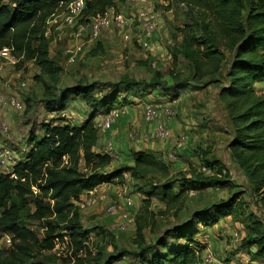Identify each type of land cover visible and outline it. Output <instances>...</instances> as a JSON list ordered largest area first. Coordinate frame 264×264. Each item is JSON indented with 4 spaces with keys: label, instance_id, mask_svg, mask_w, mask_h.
<instances>
[{
    "label": "rangeland",
    "instance_id": "rangeland-1",
    "mask_svg": "<svg viewBox=\"0 0 264 264\" xmlns=\"http://www.w3.org/2000/svg\"><path fill=\"white\" fill-rule=\"evenodd\" d=\"M149 2L158 13L159 24L148 48L144 49L141 46V28L134 20L125 30L129 35L127 41L123 40L120 28L115 25L103 31L95 40H90L88 36L83 37L80 43L84 45V51L74 64L67 63L66 55V51L75 43L70 37L72 31L64 22L66 13L63 8L56 10L43 27L46 31L48 59L54 67L60 69L55 79L42 76L33 61L22 59L15 64L6 65L0 73V95L16 96L21 103L18 112L5 111L10 115L11 124L10 128L8 127L9 135L0 138V145L10 148L13 155L21 159L27 153L31 140L42 137L43 125L60 124L61 118L72 126L81 124L87 112L80 100L69 96L63 107L58 106V109L56 107L51 109L49 102L63 91L91 85L98 98L118 94L119 99H123L121 108L134 110L130 117H137L136 121H123L125 125L122 126L124 132L121 140V119L113 128L105 132V137L113 140L116 157L111 159V165L103 171L109 172L111 169L129 165L126 154L140 151L141 148L147 152L155 151L157 156L161 157L158 160L168 166V174L172 175L170 179L180 180L183 174L187 178L198 173L204 176L214 174V170L213 173L201 169V162L186 161L188 159L181 156L185 147L176 150V144L182 136L187 142L188 133H191L193 147L198 146L200 141H205L202 137L204 131L206 134L214 132L212 138L210 135L205 137L208 138L209 145H212L213 140L214 144L225 143L227 132L224 128L229 127L223 106L218 102V87L196 84L193 88H181L190 82L193 71L191 64L195 59V53L200 51V48L221 51V45L213 37L207 19L182 0H149ZM113 8L126 18L133 19L135 10L126 1L115 0ZM245 15L246 11L243 13V16ZM227 63L225 68L228 67ZM154 85L159 86V96H164L166 99L163 97H160V100L154 99L149 92ZM176 90L179 91L180 97L176 96L177 100H172ZM148 104H164L173 111V117L168 121L169 137L163 141L154 139L153 126L147 125L143 120V109ZM170 123L174 124L171 128ZM182 126L185 127L183 131ZM100 148L101 151H105L104 140L100 142ZM173 151L175 155L174 159H171L169 155ZM219 161L223 164H221L223 168L220 176H226L230 185L235 183L238 188L224 189L213 186L195 191L190 189L192 187L185 186L182 197L169 202V206L174 207L169 212L166 211L165 193L160 188L167 181L162 175L134 180L125 173L123 181L98 186V190L103 187L106 190L108 202H97L90 207L79 208L80 223L90 238L87 248L92 255L88 262L102 263L109 255L114 256L118 251L137 252L138 245L152 243L164 230L185 218L189 212L213 204L217 205L220 201L227 200L231 194L243 191L242 195L238 196V203L236 202L239 204L234 213L236 216L223 218L217 224L209 226L220 241H226L223 242L222 249L210 251L222 264H250L252 261L247 258L248 254L242 250L240 242L243 238L252 236L255 231L264 233V188L258 189L233 163L230 164L228 155L227 158L221 156ZM252 179L254 183L256 179ZM177 186L172 187L171 190H177ZM119 195L130 197L133 205L128 208L125 201L118 197ZM181 199L183 204L180 205ZM14 200L21 205L15 197ZM110 204L117 207L114 215L106 213V206ZM30 211L29 206L21 207L20 225L33 231L37 238L42 240L44 229L39 222L28 218ZM128 218L131 219V227L127 231H119L120 223ZM138 222L144 224L141 227L142 239L136 232ZM202 227L204 226L198 225L197 229L200 230ZM1 233L0 230V235ZM234 234H238L237 239L233 237ZM195 239L197 242H203V239L209 242L208 235L197 233ZM0 250L3 254L9 251L3 246H0ZM54 250L60 254L59 257L53 251L42 250L36 255L35 261L48 264H73L72 261L66 263L71 256L68 244L64 246L60 244L59 248ZM97 251L101 255L99 258ZM220 251L221 254H218ZM235 254L238 259L231 260L230 257ZM137 263L131 256L114 262V264ZM253 263L264 264L260 260ZM199 264H202L201 259Z\"/></svg>",
    "mask_w": 264,
    "mask_h": 264
},
{
    "label": "trees",
    "instance_id": "trees-1",
    "mask_svg": "<svg viewBox=\"0 0 264 264\" xmlns=\"http://www.w3.org/2000/svg\"><path fill=\"white\" fill-rule=\"evenodd\" d=\"M72 1L0 0V49L13 47L14 53L21 56L23 61H33L42 76L55 79L60 69L48 59L43 27L56 10ZM182 1L207 19L213 37L221 45V51L200 48L191 64L193 71L190 82L181 88H193L196 84L218 87L219 101L226 110L232 128V137L227 146L232 163L258 189L264 188V95L259 94L255 87L264 82V0ZM114 5L115 0H84L79 22L85 23L86 19L103 15L114 9ZM245 11L246 15L243 16ZM226 63L227 68L224 67ZM158 88L154 85L149 92L156 100H160V97L166 99L159 96ZM93 90L91 85H87L63 91L52 98L49 102L51 109L63 107L69 96L80 100L87 112L86 117L79 126L70 125L64 118L60 119V124L43 125L42 137L31 140L27 153L13 167L14 176L0 174V230L12 235L9 251L3 254L0 250V264H48L35 261L36 255L42 250L52 251L55 242H63L64 237L68 238L71 253L66 263L91 264L88 261L92 253L87 248L90 238L80 223L79 209L75 203L82 194L100 185L123 181L125 173L134 180L162 175L167 180L160 186L165 193L167 212L174 209L169 202L179 200L185 186L195 191L213 186L238 188L235 183L231 186L226 176H220L223 167L218 161L203 162L205 171L214 170L211 176L198 173L187 178L183 174L180 180H173L170 179L172 175L168 174V166L153 154L133 152L130 156L132 165L103 171L111 165V158L98 145L95 116L121 108L123 99H119L118 94L98 98ZM176 96H179L178 90L172 100H177ZM202 154L199 152L196 156ZM79 161L81 166L78 165ZM252 178L256 179L254 183ZM176 186L177 190H171ZM32 187L36 188V195ZM242 193L235 192L217 205L189 212L152 243L138 245L137 252L118 251L102 263L97 261L93 264H114L129 256L134 257L137 264H199L204 247L195 240L197 226L209 227L223 218H234L239 205L238 196ZM14 197L21 205L16 203ZM179 202L183 204V199ZM26 206L31 209L28 218L39 222L44 229L42 240L20 225L21 207ZM142 226L144 224L140 222L136 224L140 239ZM240 245L249 253L251 260L264 263V233L255 231L252 236L243 238ZM97 252L99 258L101 255Z\"/></svg>",
    "mask_w": 264,
    "mask_h": 264
},
{
    "label": "built area",
    "instance_id": "built-area-1",
    "mask_svg": "<svg viewBox=\"0 0 264 264\" xmlns=\"http://www.w3.org/2000/svg\"><path fill=\"white\" fill-rule=\"evenodd\" d=\"M126 3L134 8L133 19L126 18L120 12L110 9L106 11L103 15H97L86 19L85 23H80L82 19V13L84 9V0H74L66 5H64L63 10L66 13L64 22L68 25L69 29L72 31L71 38L75 43L71 46L70 49L66 51L67 63L74 64L78 57L84 51V45L81 42V39L85 36H88L90 40L97 39L98 36L103 31L108 30L113 25L119 27L122 32V38L124 41L129 39V35L125 31L128 29L132 21L136 20L141 28V46L146 49L151 45L152 38L157 30L159 24V16L155 8L150 4L149 0H125ZM46 35V31L44 36ZM22 57H18L14 53L13 47H2L0 49V73L3 72L6 65L15 64ZM257 92L261 95H264V82L260 83L257 87ZM21 108V103L16 96L5 97L0 95V109L3 111H13L18 112ZM126 114L125 109L118 108L109 111L105 115H96L95 116V128L99 135L105 133L115 126L116 122L124 117ZM173 117V111L169 106L164 104H148L144 106L143 109V120L147 125L153 126V135L154 138L165 140L169 137L168 130V121ZM7 123L0 121V134L1 137H7L9 135ZM10 128V127H9ZM186 143L185 137H180L176 144V150L184 147ZM105 152L110 156V158L116 157L114 150L113 140L106 137L105 140ZM175 151H173L169 158L174 159ZM18 158L13 155L10 148L7 146L0 145V174H12L13 167L17 164ZM78 165L81 166V161L78 162ZM94 188L91 191L85 192L80 196L79 201L75 203V206L79 209H84L94 205L97 202H108L106 190L104 187L101 190ZM33 194L36 195V188L32 187ZM192 195V191L189 192ZM119 198H122L126 206L130 208L133 203L130 197H124L119 195ZM117 207L115 205H107L106 213L108 215H114L116 213ZM1 217V210H0ZM131 219H126L124 222L120 223L118 227L119 231H127L131 227ZM233 237L237 239L238 234H234ZM206 239H203V242H199L204 247V255L201 256L202 264H222L218 258L214 257L210 251V243L206 242ZM60 244L64 246L68 244V239L64 237L62 243L58 240L55 242L54 248H59ZM0 246L10 249L12 247V235L7 233H1L0 235ZM54 248L52 249L53 253L59 257L60 254L57 253ZM249 258V255H247ZM254 261L250 264H254Z\"/></svg>",
    "mask_w": 264,
    "mask_h": 264
},
{
    "label": "crops",
    "instance_id": "crops-1",
    "mask_svg": "<svg viewBox=\"0 0 264 264\" xmlns=\"http://www.w3.org/2000/svg\"><path fill=\"white\" fill-rule=\"evenodd\" d=\"M214 86L213 84H208L207 86ZM259 86V84H257V85H255V87H256V89H257V87ZM218 92H219V89L217 88V98H218ZM180 97V96H179ZM205 102H207V100H205ZM218 102L220 103V104H222L220 101H219V98H218ZM222 106H223V104H222ZM223 109H224V106H223ZM126 114H125V116L124 117H122L121 118V121H120V140L121 139H123V132H124V127H122V126H124L125 125V122H123V121H131V120H133V121H136V118L137 117H134V118H131L130 116H131V114H132V111L134 112V110H132V109H130V108H126ZM9 112V111H8ZM6 113L5 111H3V110H1L0 109V121H3V122H5V123H7V125L10 127V124H11V120H10V115H9V113ZM224 112H225V115H226V121H227V123H228V127L229 128H224V130L227 132V138H225L224 140H225V143H223V144H220V143H216V144H214L213 142H214V140H213V142H212V145H209L208 144V142H207V140H208V138H205V137H207L208 135H210L211 136V138L213 137L212 135H213V133L212 134H206V131H204L203 133H202V137H204L203 138V140H205V141H200L201 143H200V145H198V146H194L193 147V145H194V143H193V140H191V136H192V134L191 133H188V137H187V142L185 143V145H184V149L182 150L183 151V154H181V156H183V157H186V159H188V160H186V161H194V162H201V164L200 165H202L201 166V169H203V170H205L204 169V167H203V162L204 161H211V160H213V161H219V158H221V156H223L224 158H227V155H228V158H229V160H231V162H230V164H232V159L230 158V150L227 148V146H228V143H229V141L231 140V137H232V133H231V131H232V128H231V125L229 124V120H228V115H227V113H226V110L224 109ZM82 123V122H81ZM169 123V122H168ZM80 125V124H79ZM79 125H77V126H79ZM170 128H171V126L173 127L174 126V124H171L170 123ZM183 129H185V127H183L182 126V131H183ZM219 131V130H218ZM185 132V131H184ZM186 133V132H185ZM217 133V132H216ZM106 134V133H105ZM187 134V133H186ZM105 138V135H99V143H98V145L100 146V142L102 143V140H106V138ZM161 141V140H160ZM163 141V140H162ZM211 143V142H210ZM187 144V145H186ZM202 145V146H201ZM101 149V148H100ZM151 149H152V146H151ZM140 151H136V152H145V153H151V154H153L157 159H161V157L160 156H157V154H156V152L155 151H149L148 150V152L147 151H144V150H142L141 148L139 149ZM199 152H203L204 154H202V155H199V156H196V154L198 153L199 154ZM131 154L132 153H127L126 154V159H127V163H129V165H132V160H131ZM220 163H221V161H219ZM222 164V163H221ZM223 165V164H222ZM214 230L213 229H209V227H202L200 230H198V234H203V235H208V237H209V242H210V250L211 249H215V251H217V250H219V249H222L223 248V245L222 244H224L223 242H226L225 240H223V242L222 241H220L219 239H218V237H216V233H215V236H214ZM212 236H211V235ZM196 240V239H195ZM199 243V242H198ZM242 250H244V249H242ZM222 251V250H221ZM221 251L218 253V254H221ZM244 251H246V250H244ZM246 253L249 255V253L246 251ZM236 255L237 254H235L233 257H230V259L231 260H236V259H238V258H236ZM218 257V256H217ZM249 258H250V260H251V257H250V255H249ZM251 261H253V260H251ZM240 262H241V260H240ZM242 263V262H241ZM231 264V263H230ZM243 264V263H242Z\"/></svg>",
    "mask_w": 264,
    "mask_h": 264
}]
</instances>
